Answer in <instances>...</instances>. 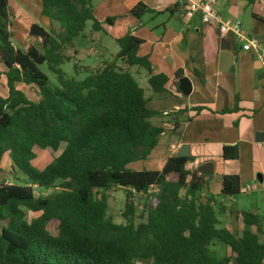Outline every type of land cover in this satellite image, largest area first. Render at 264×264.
I'll return each instance as SVG.
<instances>
[{
	"label": "trees",
	"instance_id": "obj_1",
	"mask_svg": "<svg viewBox=\"0 0 264 264\" xmlns=\"http://www.w3.org/2000/svg\"><path fill=\"white\" fill-rule=\"evenodd\" d=\"M41 15L50 21L43 51L12 42L9 0L0 13V62L6 68L8 96L0 95V167L11 159L10 173L21 183L0 179V264H264V215L240 212L247 229L234 232L221 226L226 207L216 196H203L207 181L198 169H187L190 156H172L159 170H134L146 160L166 129L151 118L144 89L129 70L141 66L151 76L155 93L164 92L169 77L153 74L148 57L138 55L143 41L131 33L116 40L119 52L99 67L74 65L83 79L69 78L61 69L77 53L75 40L92 22L93 33L105 32L95 18L92 0H40ZM151 10L138 4L131 14L138 19ZM57 24V31L52 27ZM46 64L58 82L51 87L40 66ZM177 79L183 72L177 71ZM17 84L32 87V100ZM62 145H64L62 147ZM38 149L53 152L44 171L30 165ZM224 161L239 158L237 145L223 147ZM1 172V168H0ZM54 189L37 198L34 187ZM125 190L124 222L108 214L112 188ZM150 187L156 193L148 194ZM241 193L238 175H225L220 197ZM135 194L146 202L138 213ZM22 207L41 211L27 222ZM56 220V232L48 230ZM214 240L226 245L229 255L217 257Z\"/></svg>",
	"mask_w": 264,
	"mask_h": 264
},
{
	"label": "crops",
	"instance_id": "obj_2",
	"mask_svg": "<svg viewBox=\"0 0 264 264\" xmlns=\"http://www.w3.org/2000/svg\"><path fill=\"white\" fill-rule=\"evenodd\" d=\"M30 2L9 0L11 32H21L24 49L34 46L29 36L35 23ZM138 4L151 10L141 19L131 14ZM215 7L223 19L239 20L247 33L260 36L264 48V0H218ZM92 8L105 32L93 33L88 22L90 38L81 35L85 42H93L92 34H105L116 44L114 59L119 52L116 40L131 33L143 41L138 55L148 57L152 73L169 77L166 90L155 93L147 69L121 62L144 89L148 108L160 114L151 123L167 131L146 160L129 168L159 170L168 158L185 151L193 158L187 169H198L207 181L203 196H216L227 209L219 214L221 226L234 232L247 229L240 212L257 210L264 215V62L254 51L242 50L232 34H221L217 26L203 23L199 15L185 23V0H92ZM49 27L50 23L48 32ZM0 69L1 86L6 89V68L1 62ZM179 70L191 80L189 95L179 89L180 79L175 76ZM24 86L30 87H16L25 92ZM226 145L239 147L237 160H223ZM225 175L240 177L239 195L219 196Z\"/></svg>",
	"mask_w": 264,
	"mask_h": 264
},
{
	"label": "rangeland",
	"instance_id": "obj_3",
	"mask_svg": "<svg viewBox=\"0 0 264 264\" xmlns=\"http://www.w3.org/2000/svg\"><path fill=\"white\" fill-rule=\"evenodd\" d=\"M36 3V4H35ZM31 6V11L33 16V20L35 21L34 24H38L42 28H47L50 21L45 18L44 16L41 15V12L38 7H40V2H35L31 0L30 2ZM38 6V7H37ZM41 8V7H40ZM19 20V19H18ZM58 25L55 24L52 29H55L57 31ZM51 28L49 27L48 30ZM90 23L86 27L85 31L83 32L84 35L87 38H90ZM13 37H12V42L14 45H16L20 49H24L23 47V39L21 37V32L19 30H15L12 32ZM33 38V43L34 46L37 47L40 51H43V46H42V38L41 37H36V36H31ZM98 36H101V40L98 39ZM93 37V42L92 41H84L83 37H79L75 41L77 53L74 55L73 51H69L70 56H74V58L71 60V62H65L62 66L61 69L67 74V77L69 78H76V79H83L86 77L87 73L84 71L80 70L79 72H75L74 70V65L75 63L78 64V66H89V67H98L102 66L106 63H111L113 59L111 58V54L116 51V44L111 41L109 37H107L105 34L99 33L97 36L95 34H92ZM104 43L103 47L100 43ZM104 56V57H103ZM118 66L122 67L121 61L117 62ZM41 71H43L49 78L50 85L51 87H56L58 86L57 78L56 76L48 70V67L46 64L40 66ZM3 73L2 69H0V78L1 74ZM7 80V79H6ZM26 94L32 99V100H37V94L35 90L32 87H23ZM0 95L2 97H7L8 96V88H3L1 86V81H0ZM64 145H62L63 147ZM53 161V152L49 149L43 150V149H38L36 151V157L35 159L31 160L29 163L31 167L36 169L37 171H44L46 167L52 163ZM11 159L10 157L6 154L3 156L2 161H1V172H0V179L4 180L8 184H15V183H21V179L24 177L21 173H18L17 176H12L10 173L11 169ZM56 190L54 189H43L39 188L38 186L34 187V193L37 198H46L55 193ZM107 195L109 197V209H108V214L109 216L116 222V223H122L124 222V219L122 217V213L124 211V206H125V190L122 188H112L109 189L107 192ZM136 206L138 209V213L140 210H142L143 204L146 202L145 196H142L140 194H135L134 196ZM242 205L241 207H243ZM25 217L24 219L27 222H32L34 219L40 216L41 211L35 210L33 208H28V207H22ZM237 208L234 206L233 210H236ZM240 209H247V208H240ZM218 217H222L221 215H218ZM1 225V223H0ZM58 223L56 220H53L49 222L48 224V230L50 232H56ZM211 250L212 252L217 256V257H224L226 255H229V249L226 245L223 243L219 242L218 240H214L211 244ZM138 264H150L148 261L141 260L138 262Z\"/></svg>",
	"mask_w": 264,
	"mask_h": 264
},
{
	"label": "built area",
	"instance_id": "obj_4",
	"mask_svg": "<svg viewBox=\"0 0 264 264\" xmlns=\"http://www.w3.org/2000/svg\"><path fill=\"white\" fill-rule=\"evenodd\" d=\"M185 3L186 8L183 14L185 23L195 15H199L203 23L217 26L221 34H232L241 44L242 50L254 51L264 62V48H262L261 40L247 33L239 20L223 19L215 7L218 0H185ZM156 192V188L150 187L147 193L151 195Z\"/></svg>",
	"mask_w": 264,
	"mask_h": 264
},
{
	"label": "water",
	"instance_id": "obj_5",
	"mask_svg": "<svg viewBox=\"0 0 264 264\" xmlns=\"http://www.w3.org/2000/svg\"><path fill=\"white\" fill-rule=\"evenodd\" d=\"M5 6V0H0V13L2 11V9ZM30 35L31 36H36V37H49L50 34L48 31H46L44 28H42L41 26H39L38 24H32L31 28H30ZM260 40L262 39L260 36L258 37ZM179 89L185 94V95H189L192 91V83L191 80L188 77H183L180 79L179 81ZM186 150V147H185ZM187 153L184 151L181 153L180 156L182 157H187Z\"/></svg>",
	"mask_w": 264,
	"mask_h": 264
}]
</instances>
